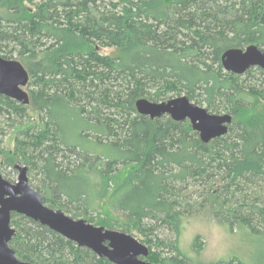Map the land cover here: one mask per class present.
<instances>
[{
    "label": "trees",
    "instance_id": "trees-1",
    "mask_svg": "<svg viewBox=\"0 0 264 264\" xmlns=\"http://www.w3.org/2000/svg\"><path fill=\"white\" fill-rule=\"evenodd\" d=\"M248 46L264 52V0H0V56L16 52L29 75L27 106L0 95V157L5 136L34 111L8 162L33 174L50 209L137 232L152 264L188 263L180 223L205 209L264 241V197L253 193L264 187V108L251 112L264 104V71L221 65L223 52ZM180 96L231 115L226 135L204 144L188 121L135 109L139 99ZM10 225L19 261L111 264L23 216ZM159 229L172 242L157 239Z\"/></svg>",
    "mask_w": 264,
    "mask_h": 264
},
{
    "label": "water",
    "instance_id": "water-1",
    "mask_svg": "<svg viewBox=\"0 0 264 264\" xmlns=\"http://www.w3.org/2000/svg\"><path fill=\"white\" fill-rule=\"evenodd\" d=\"M221 65L224 71L235 75H243L251 68L264 71V52L256 46H248L243 50L229 49L221 55ZM28 81V72L18 61L0 56V95L27 106L29 98L23 89L27 87ZM135 109L138 115L150 120L168 116L174 122L188 121L204 144L225 136L232 123L231 115L209 114L185 96L158 103L139 99L135 102ZM13 168L18 172L14 183L4 180L0 175V264H28L19 261L9 247L15 235L10 225L12 214L45 226L77 248L88 249L111 264H152L145 260L149 254L148 248L129 234L97 227L45 206L39 193L28 183L27 168L18 164Z\"/></svg>",
    "mask_w": 264,
    "mask_h": 264
},
{
    "label": "rangeland",
    "instance_id": "rangeland-1",
    "mask_svg": "<svg viewBox=\"0 0 264 264\" xmlns=\"http://www.w3.org/2000/svg\"><path fill=\"white\" fill-rule=\"evenodd\" d=\"M30 5H27L29 7ZM3 9V8H2ZM5 12L4 10H2ZM113 49L99 50L102 54H110ZM12 60L16 59V52L12 55H8ZM244 78V77H243ZM261 81V80H260ZM25 92H29V88L23 89ZM175 98V97H173ZM204 108L203 106L199 105ZM264 108V104H260L255 107L251 112H257ZM30 121L25 126H30L37 122V114L29 110ZM25 126H18L11 131L10 134L5 136L2 148L5 150L3 157H0V175L1 177L14 183L17 179L18 172L12 168L14 163L8 162V157L14 148V139L16 134L25 129ZM87 146V145H85ZM9 164L11 166H9ZM16 164V163H15ZM24 166L23 164H18ZM126 169L121 170V177L127 172ZM28 183L30 187L35 189L37 179L33 177V174H27ZM253 193L258 197H264V187L260 189L255 188ZM106 199L103 201L104 204ZM49 208V207H48ZM105 205H102L101 212H105ZM70 216V215H68ZM71 217V216H70ZM80 219V218H74ZM110 219L118 223H122L123 219L114 215L110 216ZM91 224V223H90ZM95 226V224L92 223ZM107 229V228H105ZM111 230V229H110ZM116 231H122L121 229H114ZM129 234L137 241H141V236L135 231L124 232ZM154 236L157 239L164 242H172L173 236L164 229H159L155 232ZM156 239V238H155ZM141 244H146L140 242ZM177 249L179 252L187 258V264H216L218 262H227L231 259H236L245 264H264V241L258 236L251 235L249 232L241 229L230 230L228 225L221 224L214 220L211 215L210 209H205L201 213L182 218L180 223V231L177 239ZM152 251L157 249L151 248ZM160 250V249H159ZM164 253V252H163ZM165 255V254H164Z\"/></svg>",
    "mask_w": 264,
    "mask_h": 264
},
{
    "label": "flooded vegetation",
    "instance_id": "flooded-vegetation-1",
    "mask_svg": "<svg viewBox=\"0 0 264 264\" xmlns=\"http://www.w3.org/2000/svg\"><path fill=\"white\" fill-rule=\"evenodd\" d=\"M148 258V257H147ZM147 258L145 259L147 261ZM148 262V261H147Z\"/></svg>",
    "mask_w": 264,
    "mask_h": 264
}]
</instances>
